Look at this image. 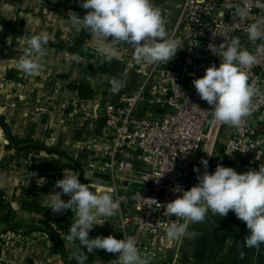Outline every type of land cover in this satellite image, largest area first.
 <instances>
[{"label":"crops","instance_id":"1","mask_svg":"<svg viewBox=\"0 0 264 264\" xmlns=\"http://www.w3.org/2000/svg\"><path fill=\"white\" fill-rule=\"evenodd\" d=\"M153 3L162 9L168 25L171 8L180 10L182 0H153ZM69 11L83 18L88 10L79 7L78 0H0V118L8 129L0 121V191L11 202L18 220L48 232L47 223L52 211L46 201L50 200V193L61 191L54 187L55 182L63 179L64 170L77 172L79 178L80 171L73 161L82 165L83 172L92 161L104 157L88 148L99 138L93 139L82 133L79 114L63 115L56 112L54 106L62 100L93 102L99 106L105 100L116 101L130 96L140 83L133 73L144 63L136 62L131 49L122 45L117 49L116 58L101 64L103 57L99 47L106 42L93 38L82 27L74 28L68 20ZM40 32H47L53 39L46 46L48 54L43 58V70L29 77L16 68L26 46L19 41L23 35L30 37ZM73 56L80 59L74 60ZM112 77L126 84L117 94L110 91ZM84 83L94 92L86 99L80 96ZM251 122L257 139L264 146V111L252 117ZM227 137L228 129L223 127L209 173L222 164L243 174L245 161L230 160L224 155ZM27 146L32 149H24ZM29 153L35 161L33 182L22 187L21 181L28 171L26 158ZM261 166H264V159ZM135 186L132 183V188ZM62 199L67 200L68 196H62ZM27 203H38L48 210L29 211L25 208ZM70 212L74 222L76 214ZM113 220L115 217H101L97 221L95 227L101 236L117 237L111 225ZM6 227V223H0V264H55L50 258V244L45 240H32L34 233H1ZM64 230L66 234L65 225ZM188 231L199 235L195 239L187 236L182 239L179 264H264V244L259 249H241L249 230L233 211L226 217L209 213L203 223L190 224ZM54 234L63 243L64 252L59 254L73 263V244L67 241L65 234ZM176 243L171 240L170 244L174 247ZM93 259L103 264L115 261L102 249L93 253Z\"/></svg>","mask_w":264,"mask_h":264},{"label":"built area","instance_id":"2","mask_svg":"<svg viewBox=\"0 0 264 264\" xmlns=\"http://www.w3.org/2000/svg\"><path fill=\"white\" fill-rule=\"evenodd\" d=\"M257 2L264 4V0H182L173 28L170 30L166 23L182 49L167 64H147L146 77L130 96L105 100L99 106L68 100L54 106L63 115L77 112L82 133L99 138L88 148L104 157L92 161L78 179L100 181L98 175L111 178L116 195L123 197L112 227L116 238L135 237L141 252L151 254L150 264H179L182 240L173 247L166 235L168 224L178 218L164 215V205L182 195L172 190L177 185L189 190L198 184V173L193 169L198 168L199 175L204 173L202 158L208 160L209 172L223 127L228 129L224 147L227 159L244 160V172L259 170L264 159V146L251 122L252 117L264 111V95L256 98L257 110L240 128L212 126L208 123L211 113L200 110L210 111L212 106L200 99L192 83L213 63L219 67L221 59L212 50L225 38L239 36L241 47L254 52L260 42L250 41L246 29L252 23L264 21V11L256 7ZM230 5L238 7L243 18L235 16ZM249 80L264 92V56L258 57L251 68ZM26 164L28 171L21 181L22 187L33 182L32 153L27 155ZM132 183L136 184L134 188ZM47 227L65 234L62 214L51 213ZM32 238L50 244L49 254L55 264H75L52 252L53 241L48 232H35ZM107 254L117 259L115 254ZM87 264L103 263L95 259Z\"/></svg>","mask_w":264,"mask_h":264},{"label":"clouds","instance_id":"3","mask_svg":"<svg viewBox=\"0 0 264 264\" xmlns=\"http://www.w3.org/2000/svg\"><path fill=\"white\" fill-rule=\"evenodd\" d=\"M78 4L88 11L83 18L69 11L68 20L74 28L82 27L93 38L106 42L99 47L103 57L101 64L116 58L117 49L122 45L131 49L136 62L149 65L167 64L182 49L179 39L168 32L162 9L153 0H78ZM229 7L235 9V16L243 18L244 13L238 7ZM256 7L264 11V4L257 2ZM246 31L250 41L260 42L254 52L241 47L239 36L225 38L212 50L221 59L219 67L213 63L202 77L192 81L200 99L212 106V110L193 105L211 113L208 123L212 126L222 124L240 128L257 110L256 98L264 95L257 84L249 80L251 68L257 64L258 57L264 56V21L250 24ZM52 39L47 32L21 36L19 42L26 46L16 68L29 77L39 74L43 70V58L48 54L46 46ZM72 59L78 61L80 58L73 56ZM109 83L113 94L126 87L125 82L116 77ZM201 163L205 168L202 175L198 168L193 169L198 173V184L189 190L177 185L172 190L182 195L164 205V215L178 218L168 224L167 237L175 241L185 236L195 239L199 233L189 232L190 224L203 223L209 213L226 217L233 211L249 230L241 249H259L264 244V166L239 174L232 167L218 164L215 171L209 173L208 160L202 158ZM54 187L61 191L50 193V200L46 201L52 213L63 214L70 209L76 214L65 238L73 244L71 255L77 264H86L87 253L100 249L116 255L112 264H150L151 254L141 252L133 236L124 235L123 239L114 235L89 237L101 217L111 218L118 214L123 197L116 195L114 189L101 190L95 185L81 183L77 172L72 170H64L63 179L57 180ZM62 196L70 199L64 200ZM243 255L241 250L240 256Z\"/></svg>","mask_w":264,"mask_h":264},{"label":"trees","instance_id":"4","mask_svg":"<svg viewBox=\"0 0 264 264\" xmlns=\"http://www.w3.org/2000/svg\"><path fill=\"white\" fill-rule=\"evenodd\" d=\"M93 93L94 92H93L92 88L87 83H84L82 85L81 94H80L81 98L86 99L88 97H91L93 95ZM0 121L2 122V125L4 126V128L7 129V126L4 122V120L2 118H0ZM24 149L30 150V149H32V147L27 146ZM25 208L29 211H46V210H48L47 208H45L44 206L42 207L38 203H27ZM1 222L7 224V227L1 233H7V231H14V232L22 233L24 235H29V234H32V233H35L38 231L48 232L47 230H43V228L41 229L36 225L26 226L24 223H22L21 220H18L11 202L8 201L4 197V193L0 191V223ZM62 222L66 226L67 229L70 228L71 224L73 223L71 212L69 215H67L66 211L62 214ZM48 233L51 234V237H53L52 238V241H53L52 252L58 253V254L63 253L64 247L62 245L63 243H62L61 239L59 237L55 236L54 232H52V231H50ZM97 235H100V233L98 232V230L94 226L93 230H91L89 232V237L95 238ZM77 243H79L78 240H77ZM84 251L87 253L86 246L84 248ZM87 255L89 256V254H87ZM94 260L95 259H92L91 261L87 260L86 263H91ZM74 262H76V261L74 260Z\"/></svg>","mask_w":264,"mask_h":264},{"label":"rangeland","instance_id":"5","mask_svg":"<svg viewBox=\"0 0 264 264\" xmlns=\"http://www.w3.org/2000/svg\"><path fill=\"white\" fill-rule=\"evenodd\" d=\"M171 13L169 15V20H168V28L171 30L179 16V12L180 10L177 8H171ZM181 9V7H180ZM141 66V67H140ZM138 65L134 71V76L136 77V79H138L139 82L143 81L144 78L146 77V73H147V63H142V65ZM97 179H99L100 181H96V180H90V181H86V182H81V183H89L91 185H95L97 188L101 189V190H105L106 188L102 187V185H104L105 187H107L108 189L112 190L113 189V183L111 178L107 177V176H103V175H98ZM121 180V178H118ZM120 180H118V184L120 183ZM102 181H105V183H103ZM101 182L103 183L101 185ZM116 220V218H115ZM115 220H113V223L115 222ZM113 223L111 222V225L113 226ZM66 261H69V259H65Z\"/></svg>","mask_w":264,"mask_h":264},{"label":"water","instance_id":"6","mask_svg":"<svg viewBox=\"0 0 264 264\" xmlns=\"http://www.w3.org/2000/svg\"><path fill=\"white\" fill-rule=\"evenodd\" d=\"M73 165L80 171L79 178H81V176H82V165L79 162H77V161H73ZM68 199H70V197H68ZM66 213H67V215H69L70 214V209L66 210ZM92 259H93V253H89L88 260L91 261Z\"/></svg>","mask_w":264,"mask_h":264}]
</instances>
